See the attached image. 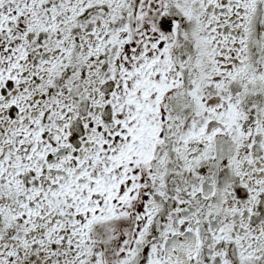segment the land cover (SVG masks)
Returning <instances> with one entry per match:
<instances>
[{"label":"snow or ice","instance_id":"obj_1","mask_svg":"<svg viewBox=\"0 0 264 264\" xmlns=\"http://www.w3.org/2000/svg\"><path fill=\"white\" fill-rule=\"evenodd\" d=\"M0 264H264V0H0Z\"/></svg>","mask_w":264,"mask_h":264}]
</instances>
